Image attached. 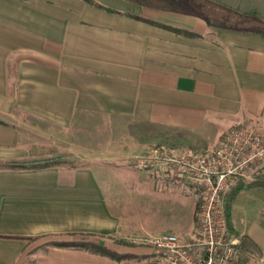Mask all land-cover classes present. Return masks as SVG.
<instances>
[{"label": "crops", "instance_id": "crops-1", "mask_svg": "<svg viewBox=\"0 0 264 264\" xmlns=\"http://www.w3.org/2000/svg\"><path fill=\"white\" fill-rule=\"evenodd\" d=\"M94 1L118 13L0 0V264H142L153 239L193 232L199 201L184 226L134 229L123 194L157 188L136 157L160 144L214 148L240 125L264 130V0H174L191 12ZM41 161L52 162L9 166ZM227 217L232 236L256 244L251 264H264V188L241 191ZM82 234L124 258L52 245Z\"/></svg>", "mask_w": 264, "mask_h": 264}, {"label": "built area", "instance_id": "built-area-1", "mask_svg": "<svg viewBox=\"0 0 264 264\" xmlns=\"http://www.w3.org/2000/svg\"><path fill=\"white\" fill-rule=\"evenodd\" d=\"M134 166L158 179L178 178L199 201L193 232L153 239L142 264L239 263V239L229 231L226 200L239 184L264 179V130L240 125L206 150L160 144L136 157Z\"/></svg>", "mask_w": 264, "mask_h": 264}, {"label": "rangeland", "instance_id": "rangeland-1", "mask_svg": "<svg viewBox=\"0 0 264 264\" xmlns=\"http://www.w3.org/2000/svg\"><path fill=\"white\" fill-rule=\"evenodd\" d=\"M132 167L135 168L134 165ZM147 173L152 177L157 188L153 190L149 183L143 182L133 187L125 195L123 194L121 200L125 204L127 222L131 223L134 229H139L142 226L151 230H156L152 226L156 227L157 223L159 229L172 225L184 226L188 223L191 210L193 211L196 204L195 199L191 197L193 195L187 193L176 177H159L160 179H158L156 174ZM154 200L157 201L156 206H153ZM150 212L153 213L155 220L150 219ZM54 240L41 239L46 243H51Z\"/></svg>", "mask_w": 264, "mask_h": 264}, {"label": "trees", "instance_id": "trees-1", "mask_svg": "<svg viewBox=\"0 0 264 264\" xmlns=\"http://www.w3.org/2000/svg\"><path fill=\"white\" fill-rule=\"evenodd\" d=\"M89 4L96 5L97 7L104 9L111 13H118L114 10L107 9L97 3H95L94 0H83ZM136 1V0H132ZM167 5L162 6L163 8L167 9H174V10H183V11H190L187 10L185 7L178 6L177 2L174 0H168ZM191 12V11H190ZM52 161H41V163H34V164H16V163H10L9 166H22L26 168H46L51 165ZM251 187H263L264 188V179H258L249 183H242L239 184L237 187H235L232 192L227 197V204H226V213L228 216V213L230 211V208L232 206L233 201L235 200L236 196L243 191L244 189L251 188ZM228 218V217H227ZM74 235H70L72 237ZM81 240L79 241H72L69 239H61L58 241H54L52 245L62 248H77L86 250L89 252H92L94 254L106 256L109 258H113L116 260H119L121 258H124V256L119 255L118 253L112 251L109 249L105 244L102 243V240L104 237L99 235H93V234H82ZM117 242L120 245L124 246H136L137 244L125 241V240H117ZM152 250V248H151ZM238 254L240 256V261L238 264H249L251 261L252 254L259 253V250L256 246V244L247 236H243L239 238V244L237 246Z\"/></svg>", "mask_w": 264, "mask_h": 264}]
</instances>
